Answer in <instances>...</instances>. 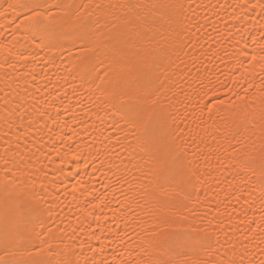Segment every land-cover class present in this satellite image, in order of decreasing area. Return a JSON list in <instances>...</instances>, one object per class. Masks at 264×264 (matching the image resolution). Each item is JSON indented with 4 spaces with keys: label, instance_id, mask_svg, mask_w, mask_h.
Listing matches in <instances>:
<instances>
[{
    "label": "snow or ice",
    "instance_id": "obj_1",
    "mask_svg": "<svg viewBox=\"0 0 264 264\" xmlns=\"http://www.w3.org/2000/svg\"><path fill=\"white\" fill-rule=\"evenodd\" d=\"M203 7L225 5L195 0L0 3V72L12 79L24 69L16 79L34 87L37 76L48 82L46 92L53 98H42L37 119L49 132L55 130L45 158L59 162L50 177L46 166H34L39 160L21 161V167L7 155L0 157V264H264V132L258 145L250 143V121L228 127L220 115L236 113L241 106L235 101H247L253 88L264 105V75H252L257 65L264 72V0L227 5L233 14L245 9L253 25L245 41L244 14L236 16L241 27L228 30L234 51L219 49L235 67L228 83L208 74L203 45L191 69H183L196 75L176 77L180 54L196 50L201 22L212 26L208 17L198 18ZM160 9L176 25L174 52L153 55L143 39L151 10ZM32 65L41 72L34 73ZM48 69L66 75L53 82ZM69 119L77 126L70 135L65 131ZM216 119L225 124L209 132L207 122ZM261 121L264 129V111ZM205 135L212 137L211 144ZM85 153L92 173L106 168L112 174L101 182L103 190L82 178L68 184L59 179L65 166ZM69 185L83 197L79 207L60 200L61 189Z\"/></svg>",
    "mask_w": 264,
    "mask_h": 264
},
{
    "label": "bare ground",
    "instance_id": "obj_2",
    "mask_svg": "<svg viewBox=\"0 0 264 264\" xmlns=\"http://www.w3.org/2000/svg\"><path fill=\"white\" fill-rule=\"evenodd\" d=\"M9 2H12V0H9ZM113 2L122 3L124 0H113ZM133 2H138L140 4H164L172 2V0H133ZM250 2H254V0H250ZM0 3H3V0H0ZM195 3L203 5H225V7H203L197 9L198 18L200 16L208 17L212 26L204 24L203 21L201 22L202 28L196 50L186 49L189 55L180 54V60L184 61V63L181 64L180 60L176 61V63L179 64L176 77L179 78L184 76L186 79L191 80L196 75L194 70L191 71L189 75L187 72L183 71V69L185 65L191 69L193 59L200 56L199 46L203 45L204 56L202 59L204 60V65H206L209 70L208 74H210L214 80L218 78L220 81L228 83V81L236 75L235 67L231 62V56L225 55V53L219 49L221 47L227 48L229 53L234 51V48L229 44L228 30L231 29L235 31V28L241 27L242 22L237 21L235 19L236 16H241L242 13L244 14V27L249 30L248 33H245V41L251 39L249 33L252 31L253 25L247 23L248 15L245 9L238 8L235 14H233L232 9L227 7V5H242L245 3V0H195ZM142 11L147 14L149 10L143 9ZM151 13L152 15L149 17V21L146 25L148 35L143 39L147 51L153 55L163 52L173 53L174 49L171 42V34L176 25L169 20L166 10L164 9H160L159 11L151 10ZM119 15L123 16L124 12H120ZM251 15L255 17L256 24L261 23L259 16H256L255 13ZM153 17H155V19H153ZM225 21L228 24V28L225 27ZM0 23H4V21L0 20ZM232 25H235V28H232ZM236 39L238 40L239 37H236ZM232 43L235 44V41H232ZM210 45L212 46L211 50H209ZM235 46L239 47V44ZM213 52L216 54L213 55ZM171 58L175 60L176 56L173 54ZM208 58H211V63H209ZM166 63L167 61H165V64ZM204 65H201L199 60H197V67L200 68L201 72L205 70ZM31 70L34 73L41 72V68L37 65H32ZM23 71L24 69H21L20 73H13L12 79L4 77L3 73L0 72V157L7 155L21 167L24 166L21 161H28L30 158L33 162L39 160V164H35L34 166H46L51 177L54 175V169L59 162L52 156L50 157L51 163H49V159L45 158V153L51 152L52 141L49 137L51 136L52 139L56 138L54 135L55 130L49 132L47 128H43L42 122L37 119V112L40 110L42 98L51 101L53 97L47 95L46 89L49 87L48 82L40 76H37L35 87L31 82L23 78L16 79ZM47 71L48 75L52 76L53 82H55L57 78L66 75L62 69L59 72H55V75V70L48 69ZM256 74L264 75V72L260 71L259 65L256 66L255 72L252 75ZM248 79H252V77L249 76ZM60 83H63V79L60 80ZM241 83H244V81H241ZM255 83L258 86L259 79L255 80ZM37 89H39V91H37ZM221 95L223 96V90H221ZM253 97H255L254 100L252 99ZM235 103L241 106L236 113L229 114L227 112H221L220 115L227 118L228 127H233V122L250 121L251 125L248 128V135L250 137L249 142H255L258 145L259 138L262 132H264V129L260 127L262 123L261 113L264 111V105H262L260 101V92L257 91L256 88L250 89L249 99L247 101L242 102L237 100ZM64 118L68 119L67 116ZM29 124H31V127ZM207 124L212 125V127L208 129V131L211 132L215 128H219L221 125L225 124V121L216 119L215 123L208 121ZM49 127H51V125H49ZM76 127L77 126L69 119V129L65 131L70 135V130ZM42 128L43 130L41 131ZM80 136H84V133L80 132ZM73 139L75 140L76 138L73 137ZM86 139L88 138L86 137ZM205 139L211 144L212 137L210 135H205ZM216 139L221 141V137L219 136H217ZM221 143H223V141H221ZM25 145H27V147H25ZM9 146H11L12 150L5 153V149ZM17 146L19 150H17ZM37 149H42V151H37ZM33 153L36 154L33 155ZM90 159L87 153H85V157H82L79 161L73 160V163L65 166V175L60 176L59 179L64 180L65 183L68 184L69 180L75 183V180L82 178L90 187L94 186L97 189L103 190L101 182L104 181L106 175L111 176L112 174L108 172L106 168L99 169L95 173H92L94 165L90 162ZM0 164H2V161H0ZM77 172H79L78 176L68 177L69 173ZM224 175L227 176L229 180H232V176L229 173L225 172ZM57 187L60 186L57 185ZM217 191H219V189H217ZM61 192L65 193L60 196V200L63 201L64 205L71 204L75 207L80 206L83 197H81L80 192H73L71 185H69L66 190L61 189ZM24 195L30 196L31 193L26 192ZM116 195L119 197V193ZM74 196L78 199L74 200ZM112 207L115 209L117 205L113 204ZM41 210V207H37L36 214H39ZM137 211H139V209H137ZM142 215L141 213V216ZM68 258L71 259V257Z\"/></svg>",
    "mask_w": 264,
    "mask_h": 264
}]
</instances>
